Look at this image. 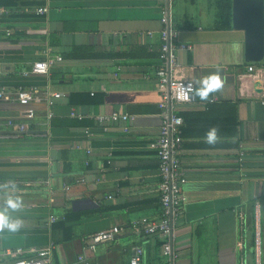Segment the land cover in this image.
<instances>
[{
    "label": "crops",
    "instance_id": "0c3cea01",
    "mask_svg": "<svg viewBox=\"0 0 264 264\" xmlns=\"http://www.w3.org/2000/svg\"><path fill=\"white\" fill-rule=\"evenodd\" d=\"M15 1L0 7V92L33 87L41 96H61L49 121L45 101L23 107L0 99L1 123L27 125L18 134L0 126L12 135L0 140V210L19 221L16 230L0 228V264L56 238L62 241L51 264H129L134 246L143 249V264H168L165 238L136 231L142 219L162 216L154 143L163 15L177 42L190 46L178 52L175 76L193 81L195 90L205 77L221 82L206 98L194 92L175 108L183 119L186 202L173 227L172 264H253L256 204L264 238V60L245 62L232 0ZM46 58L54 61L48 76L23 74ZM72 108L82 118L70 117ZM112 112L131 119L100 127L95 117ZM212 128L217 139L210 144L205 135ZM17 196L21 207L12 208L7 200ZM71 215L67 231L54 236L52 226ZM113 226L122 230L112 241L85 247L89 235Z\"/></svg>",
    "mask_w": 264,
    "mask_h": 264
},
{
    "label": "built area",
    "instance_id": "2783aa9c",
    "mask_svg": "<svg viewBox=\"0 0 264 264\" xmlns=\"http://www.w3.org/2000/svg\"><path fill=\"white\" fill-rule=\"evenodd\" d=\"M46 8H37L36 12L41 13L46 11ZM3 13L0 10V14ZM162 29L160 31L161 44L158 50L159 63L155 68V76L159 85L161 86L162 100L159 103V118L160 126L158 135L154 143L158 162V196L159 203L162 209V216L156 220L142 219L140 224L142 229H137L138 233L144 235H160L165 238L162 243L161 250L163 255L167 257L168 264L173 263L174 254L172 250L173 227L178 220L179 214L186 202V197L181 191V185L184 183V174L181 170V163L179 159V149L181 147V128L183 126V119L175 113V108L178 105L191 102L195 92V85L191 80L177 78L175 70L178 67L177 54L181 50L190 48L185 44L177 42V33L170 24L168 15L161 17ZM54 64L52 58H46L41 61H36L31 68L24 71L23 74H36L48 76L50 68ZM254 66L247 67L248 72H253ZM61 96L57 92H47L40 95L36 88L18 87L13 94L0 92V99L15 100L20 106L26 107L38 101H45L48 107L46 112V120L53 117V112L50 110L53 100ZM29 117L33 116V111L26 110ZM72 118H82L74 108L69 113ZM96 122L100 127L106 122H127L130 116L119 112H112L110 114H100L95 117ZM9 127L15 132L13 134L22 133L26 130L27 125L23 122H14L7 120L0 126ZM105 127L104 129H106ZM128 127L123 130L127 131ZM17 131V133H16ZM12 135L9 133H0V140L9 139ZM111 198V196H108ZM56 218L51 216L50 222L55 221ZM121 228L113 226L109 229L102 230L89 235L85 239V247L92 249L95 245L112 241L120 232ZM253 264H263L264 256V238L262 235V228L260 223L259 205L254 206V228H253ZM55 248L53 242L48 246L32 250L29 257H20L21 250H16L11 253L12 257H16L10 264H51L52 253ZM143 249L140 246H134L129 257V264H143ZM80 262H85L83 255L77 258Z\"/></svg>",
    "mask_w": 264,
    "mask_h": 264
},
{
    "label": "water",
    "instance_id": "95a60500",
    "mask_svg": "<svg viewBox=\"0 0 264 264\" xmlns=\"http://www.w3.org/2000/svg\"><path fill=\"white\" fill-rule=\"evenodd\" d=\"M231 23L243 32L244 60L260 63L264 60V0H232Z\"/></svg>",
    "mask_w": 264,
    "mask_h": 264
},
{
    "label": "clouds",
    "instance_id": "9594fccd",
    "mask_svg": "<svg viewBox=\"0 0 264 264\" xmlns=\"http://www.w3.org/2000/svg\"><path fill=\"white\" fill-rule=\"evenodd\" d=\"M220 83H221L220 79L216 75L205 77L201 81V84L203 86L195 90V95L199 96L201 99H204L207 97L210 91L214 90V88L219 87ZM205 139L210 144L215 143L217 139L216 129L215 128L209 129V131L205 135ZM7 204L12 208H19L21 207V198L18 196L15 198L9 197V199L7 200ZM18 227H19V221H11L7 215L6 209L0 210V228L16 230Z\"/></svg>",
    "mask_w": 264,
    "mask_h": 264
},
{
    "label": "trees",
    "instance_id": "16d2710c",
    "mask_svg": "<svg viewBox=\"0 0 264 264\" xmlns=\"http://www.w3.org/2000/svg\"><path fill=\"white\" fill-rule=\"evenodd\" d=\"M9 2V4H7L6 2ZM15 0H0V7H7V6H14L16 3ZM96 96L98 97H101L100 94H97ZM95 101L97 102H101L100 99H95ZM72 218V215L71 216H67L64 220H60V221H57L53 226H52V230H53V235H57V234H61L62 232L64 231H67L68 227L65 226L66 223L69 222V220ZM62 240L61 239H58L56 238L55 241H53L54 245L56 244H59Z\"/></svg>",
    "mask_w": 264,
    "mask_h": 264
}]
</instances>
